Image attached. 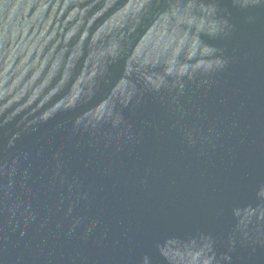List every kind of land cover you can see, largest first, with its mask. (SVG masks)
I'll use <instances>...</instances> for the list:
<instances>
[{"label":"water","instance_id":"1","mask_svg":"<svg viewBox=\"0 0 264 264\" xmlns=\"http://www.w3.org/2000/svg\"><path fill=\"white\" fill-rule=\"evenodd\" d=\"M0 264H264V0H0Z\"/></svg>","mask_w":264,"mask_h":264}]
</instances>
